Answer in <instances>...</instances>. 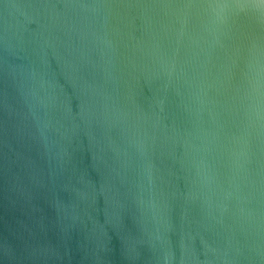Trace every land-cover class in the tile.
Segmentation results:
<instances>
[{
	"label": "water",
	"instance_id": "water-1",
	"mask_svg": "<svg viewBox=\"0 0 264 264\" xmlns=\"http://www.w3.org/2000/svg\"><path fill=\"white\" fill-rule=\"evenodd\" d=\"M0 264H264V0H0Z\"/></svg>",
	"mask_w": 264,
	"mask_h": 264
}]
</instances>
